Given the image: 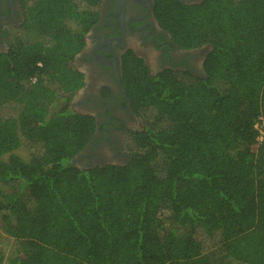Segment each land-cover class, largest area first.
Wrapping results in <instances>:
<instances>
[{
	"label": "trees",
	"instance_id": "16d2710c",
	"mask_svg": "<svg viewBox=\"0 0 264 264\" xmlns=\"http://www.w3.org/2000/svg\"><path fill=\"white\" fill-rule=\"evenodd\" d=\"M99 2L29 0L0 53L1 227L33 249L0 264H264V0H157L178 47L211 46L203 74L130 58L132 157L81 168L95 122L69 104L72 60Z\"/></svg>",
	"mask_w": 264,
	"mask_h": 264
},
{
	"label": "flooded vegetation",
	"instance_id": "af4514ba",
	"mask_svg": "<svg viewBox=\"0 0 264 264\" xmlns=\"http://www.w3.org/2000/svg\"><path fill=\"white\" fill-rule=\"evenodd\" d=\"M157 0H100L98 18L84 34V45L72 65L83 84L70 99L71 108L94 118L92 141L71 161L81 168L109 162L126 163L131 157L123 148L130 132L142 130L131 110L122 82L123 64L135 56L148 73L165 69L203 74V59L210 45L178 47L155 16ZM197 4L202 0H174ZM29 0H0V53L8 38L27 24Z\"/></svg>",
	"mask_w": 264,
	"mask_h": 264
},
{
	"label": "rangeland",
	"instance_id": "374dc122",
	"mask_svg": "<svg viewBox=\"0 0 264 264\" xmlns=\"http://www.w3.org/2000/svg\"><path fill=\"white\" fill-rule=\"evenodd\" d=\"M27 15V23L33 24L35 21V15L34 12L27 10L26 11ZM207 41H203L201 45H207ZM43 99V96L41 97ZM46 97L44 98L45 102ZM14 154L20 156L23 159L28 158V151L25 147L20 146L16 150L13 151ZM8 154L2 155V159H6ZM1 219H0V249L3 252V255L5 259L12 257L14 255H24L27 252L32 251V246L20 239H15L8 234H6L1 227Z\"/></svg>",
	"mask_w": 264,
	"mask_h": 264
},
{
	"label": "built area",
	"instance_id": "2783aa9c",
	"mask_svg": "<svg viewBox=\"0 0 264 264\" xmlns=\"http://www.w3.org/2000/svg\"><path fill=\"white\" fill-rule=\"evenodd\" d=\"M262 125H264V119L263 118H259L258 121L255 123V128L259 131V136H258V140H261V135H262Z\"/></svg>",
	"mask_w": 264,
	"mask_h": 264
},
{
	"label": "water",
	"instance_id": "95a60500",
	"mask_svg": "<svg viewBox=\"0 0 264 264\" xmlns=\"http://www.w3.org/2000/svg\"><path fill=\"white\" fill-rule=\"evenodd\" d=\"M74 160V158L71 159V161Z\"/></svg>",
	"mask_w": 264,
	"mask_h": 264
}]
</instances>
